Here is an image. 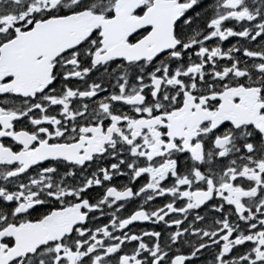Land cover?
<instances>
[{
	"label": "snow or ice",
	"instance_id": "obj_1",
	"mask_svg": "<svg viewBox=\"0 0 264 264\" xmlns=\"http://www.w3.org/2000/svg\"><path fill=\"white\" fill-rule=\"evenodd\" d=\"M0 264H264V0H0Z\"/></svg>",
	"mask_w": 264,
	"mask_h": 264
}]
</instances>
